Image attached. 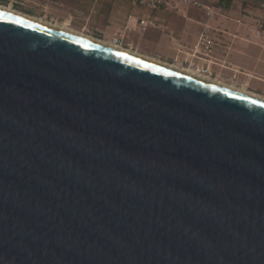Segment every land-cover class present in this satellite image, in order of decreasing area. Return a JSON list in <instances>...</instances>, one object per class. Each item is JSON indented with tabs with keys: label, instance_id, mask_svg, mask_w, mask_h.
<instances>
[{
	"label": "water",
	"instance_id": "water-1",
	"mask_svg": "<svg viewBox=\"0 0 264 264\" xmlns=\"http://www.w3.org/2000/svg\"><path fill=\"white\" fill-rule=\"evenodd\" d=\"M0 264H264V103L0 10Z\"/></svg>",
	"mask_w": 264,
	"mask_h": 264
},
{
	"label": "rangeland",
	"instance_id": "rangeland-1",
	"mask_svg": "<svg viewBox=\"0 0 264 264\" xmlns=\"http://www.w3.org/2000/svg\"><path fill=\"white\" fill-rule=\"evenodd\" d=\"M200 1L213 9L216 20H221L219 22L221 23L220 26L225 29L227 28L231 33L235 32L234 34H236V37H234V35L222 36L221 40L216 42L214 40V34L216 31L213 32L214 30H211L212 33L208 34L209 39L212 40V44H210V48L212 49L211 59L223 67H229L232 69V71H226L221 67L210 65L213 79H217L227 86L245 89L264 97V0H231L229 5L233 6V8L230 10H228V6H224V4H226L224 0ZM24 3V0H0V6L2 7H11L20 13L37 18L42 22L45 21V23L62 25L61 23L45 17L42 12L34 11ZM134 6L136 7V11L145 9L137 5ZM170 6L177 7V9L183 7L189 11L195 10L197 13L199 12L198 14L201 18H204V20L206 19L205 11L195 8L190 4L170 2L162 9L167 7L170 8ZM176 11L171 14L170 18H167V26L166 23L157 20L153 26H149L148 24L149 27L147 26L145 32L142 33L137 31L132 35H137V37H141L142 34L143 36L153 34L154 37L158 34L166 35L176 44L182 45L183 48L190 47V49H193L196 44V39L198 38V32L196 28L189 23L186 26L183 38L179 32H177L179 31L178 27L183 24V18L180 14H177ZM149 12L152 13L153 17V14H159L161 9L149 10ZM148 19L150 20L152 18L149 17ZM217 21L213 20L212 24H217ZM66 28L71 31L84 33L85 35L96 39L109 42V39H104L93 31L80 30L78 29V26ZM154 37L152 39H155ZM124 43L123 48L125 49L146 57L157 59L164 63L176 65L173 61L174 56L178 54L177 45L176 50H171L167 49L164 44L160 46L157 44L140 45L136 39L131 38H126ZM204 43L205 44L202 43V48L205 49L209 44H207V42Z\"/></svg>",
	"mask_w": 264,
	"mask_h": 264
},
{
	"label": "crops",
	"instance_id": "crops-1",
	"mask_svg": "<svg viewBox=\"0 0 264 264\" xmlns=\"http://www.w3.org/2000/svg\"><path fill=\"white\" fill-rule=\"evenodd\" d=\"M24 2L28 7H31L34 11L42 12L45 17L50 18L52 21L61 23L70 28L72 26H78L80 30L93 31L104 39H109L110 43H112L115 38L121 37L123 43L126 38H131L136 39L140 45L157 44L160 46L164 44L167 49L171 50H176L177 45L178 54L174 56L173 63L180 67H187L189 64H192L194 66L208 67L211 72L210 65H215L221 67L223 70L232 71L231 68L223 67L212 59L210 63H205L202 60L192 58L191 55L195 45L199 41L200 35L205 29H209V33H212L211 30H214L213 32L216 31L215 34L220 35L221 38L227 35H234V37H236V34H234L235 32L231 33L227 28L225 29L220 26L221 23L219 22L221 20H216L212 8L213 15L210 17L205 10L198 8L205 11L206 19L204 20V18H201L198 14L199 12L197 13L195 10L189 11L183 7L177 9V7L173 6L161 9V12H159V14L157 13L158 15L154 13L152 17V13H150L149 10L144 9L136 11V7L126 0H24ZM232 8L233 6H228V10ZM174 11L183 18V24L178 27L179 31H177L183 38L186 26L189 23H191L198 32V38L196 39V44L193 49H190V47L183 48L182 45L176 44L166 35L158 34L155 37L153 34H149L148 36H143L142 34V36L140 35L141 37L132 35L137 31L143 33L147 30L146 28L148 25L145 29L140 25L142 19L151 22L149 26L155 25V21L157 20L166 23L167 26V18H170ZM149 17L152 19L149 20ZM213 20L217 21V24H212ZM153 37L155 39H152Z\"/></svg>",
	"mask_w": 264,
	"mask_h": 264
},
{
	"label": "bare ground",
	"instance_id": "bare-ground-1",
	"mask_svg": "<svg viewBox=\"0 0 264 264\" xmlns=\"http://www.w3.org/2000/svg\"><path fill=\"white\" fill-rule=\"evenodd\" d=\"M0 10L3 11V12L9 13V14H12V15L27 19L29 21H32V22H35V23H38V24L53 28L55 30H58V31H61V32H64V33H67V34H70V35H73L75 37H78V38H81V39L96 43L98 45H101V46H104V47L119 51L121 53H124V54L130 55V56L142 59L144 61L159 65L161 67L173 70L175 72L187 75L189 77L201 80L203 82L215 85L217 87L229 90L231 92H234V93H237V94H240V95H243V96H246V97H249V98H252L254 100H257V101H260V102L264 103V97H262V96H260L258 94H255V93L250 92V91L245 90V89H239V88H236L234 86H227L223 82H221V81H219L217 79H213L212 77L205 76V75H200L196 71H193L190 68H187V67L186 68H181V67L173 65V64H168V63L161 62V61H159L157 59H154V58L143 56V55H141L139 53H136V52H133L131 50L115 46L114 44L109 43L107 41H102V40L96 39L94 37L85 35L84 33H78L76 31H71V30L67 29L66 27H64L62 25L45 23V21L42 22L41 20H39L37 18H34V17L28 16L26 14L20 13V12L14 10L12 8L0 6Z\"/></svg>",
	"mask_w": 264,
	"mask_h": 264
},
{
	"label": "built area",
	"instance_id": "built-area-1",
	"mask_svg": "<svg viewBox=\"0 0 264 264\" xmlns=\"http://www.w3.org/2000/svg\"><path fill=\"white\" fill-rule=\"evenodd\" d=\"M132 5H137L142 8L148 9V10H158L162 9L164 6L168 5L170 2H177V3H184V4H190L196 8H201L207 12V15L210 17L213 15L212 9L210 6L203 4L200 0H126ZM151 22L142 19L140 21V25L143 26L145 29L148 24ZM207 28V27H206ZM209 29H205L203 33L200 35L198 43L195 45L193 52H192V58L194 59H199L204 61L205 63H210L211 62V52L212 49L210 48V44H212V40L209 39ZM214 40L220 41L221 37L220 35H214ZM204 42H207V47L204 49L202 48V43L205 44ZM115 46L118 47H124L123 42L121 37L115 38L114 41L112 42ZM187 68L192 69L193 71H196L200 75H205L212 77L211 72L208 67H200V66H194L190 65L187 66Z\"/></svg>",
	"mask_w": 264,
	"mask_h": 264
},
{
	"label": "flooded vegetation",
	"instance_id": "flooded-vegetation-1",
	"mask_svg": "<svg viewBox=\"0 0 264 264\" xmlns=\"http://www.w3.org/2000/svg\"><path fill=\"white\" fill-rule=\"evenodd\" d=\"M226 2V4H224L225 7L230 6L229 3L231 2V0H224Z\"/></svg>",
	"mask_w": 264,
	"mask_h": 264
}]
</instances>
